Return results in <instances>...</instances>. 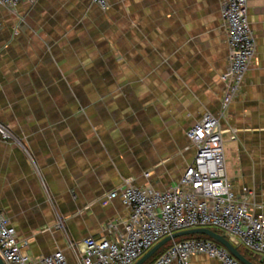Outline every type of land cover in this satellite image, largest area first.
I'll return each mask as SVG.
<instances>
[{"label": "crops", "instance_id": "obj_1", "mask_svg": "<svg viewBox=\"0 0 264 264\" xmlns=\"http://www.w3.org/2000/svg\"><path fill=\"white\" fill-rule=\"evenodd\" d=\"M107 2L0 8V123L13 135L0 137V210L35 260L61 251L75 263L86 238H113L129 210L107 195L127 177L176 183L195 154L185 133L205 113L235 135L224 136L227 175L264 217V0H247L255 52L222 117L220 0Z\"/></svg>", "mask_w": 264, "mask_h": 264}, {"label": "built area", "instance_id": "obj_2", "mask_svg": "<svg viewBox=\"0 0 264 264\" xmlns=\"http://www.w3.org/2000/svg\"><path fill=\"white\" fill-rule=\"evenodd\" d=\"M22 0H0V8L15 12ZM102 10L107 0H90ZM220 18L226 28L228 64L220 76L223 83L221 117L240 91L253 60L256 39L247 15V0H220ZM2 23L0 21V31ZM232 130L222 129L220 118L205 113L185 133L195 149L178 181L165 190L149 184L138 186L134 177L107 195L118 199L128 210L127 219L111 223L113 238L88 237L83 240L80 259L71 264H134L160 240L174 233L196 228L215 227L236 248L242 247L264 262V217L256 216L245 190L236 195L227 175L224 136L235 139ZM0 137L13 139L0 123ZM148 178L150 172H144ZM10 220L0 210V258L4 264H69L57 251L38 260L26 251ZM194 255H205L220 264H242L224 246L207 238L173 240L151 264H189Z\"/></svg>", "mask_w": 264, "mask_h": 264}, {"label": "water", "instance_id": "obj_3", "mask_svg": "<svg viewBox=\"0 0 264 264\" xmlns=\"http://www.w3.org/2000/svg\"><path fill=\"white\" fill-rule=\"evenodd\" d=\"M188 235H204L214 240L215 242L224 246L237 260H239L242 264H254L243 254L233 246L222 234H219L208 228H196L191 230H185L181 232H177L172 234L171 236H167L160 240L156 245H154L151 249H149L143 256H141L134 264H144L149 258H151L161 247L165 244L183 236ZM0 264H4L2 259L0 258Z\"/></svg>", "mask_w": 264, "mask_h": 264}, {"label": "trees", "instance_id": "obj_4", "mask_svg": "<svg viewBox=\"0 0 264 264\" xmlns=\"http://www.w3.org/2000/svg\"><path fill=\"white\" fill-rule=\"evenodd\" d=\"M188 238H207V239H210L209 237L207 236H204V235H188V236H185V239H188ZM239 248V247H238ZM244 249V248H243ZM245 250V249H244ZM240 251V250H239ZM243 253V256L249 258L254 264H262L260 263L256 258L254 259L253 257H251V255H249V253L245 250V252L241 251ZM162 253V252H161ZM160 253V254H161ZM159 254V255H160ZM159 255L153 257L152 260L150 261H146L144 264H151Z\"/></svg>", "mask_w": 264, "mask_h": 264}, {"label": "rangeland", "instance_id": "obj_5", "mask_svg": "<svg viewBox=\"0 0 264 264\" xmlns=\"http://www.w3.org/2000/svg\"><path fill=\"white\" fill-rule=\"evenodd\" d=\"M210 229L213 230V231H215V232H217V233H219V234H221L220 230L217 229V228H215V227H210ZM181 239H185V236L179 237L176 240H181ZM170 243L171 242H169V243L165 244L163 247H161L151 258H149L147 260V262L150 261V260H152L153 257H155V256L159 255L161 252H163L170 245ZM238 250L245 252V250L242 247H239Z\"/></svg>", "mask_w": 264, "mask_h": 264}]
</instances>
